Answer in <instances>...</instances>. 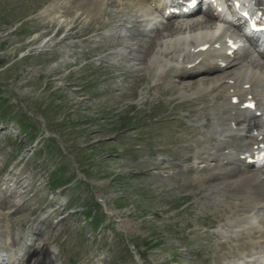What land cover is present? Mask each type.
Listing matches in <instances>:
<instances>
[{
  "label": "rangeland",
  "instance_id": "374dc122",
  "mask_svg": "<svg viewBox=\"0 0 264 264\" xmlns=\"http://www.w3.org/2000/svg\"><path fill=\"white\" fill-rule=\"evenodd\" d=\"M129 1L106 0L89 19L80 12L65 19L53 8L83 0H0V264L260 257L264 184L255 179L240 191L224 184L264 178V169L247 167L204 192L210 184L202 179L229 165L197 157L235 143L216 115L224 90L212 88L222 73L184 89L173 59L166 65L155 55L172 38L164 30L154 38L155 25L129 19L136 11ZM242 67L260 73L247 63L231 71ZM253 206L261 211L251 216Z\"/></svg>",
  "mask_w": 264,
  "mask_h": 264
},
{
  "label": "bare ground",
  "instance_id": "6f19581e",
  "mask_svg": "<svg viewBox=\"0 0 264 264\" xmlns=\"http://www.w3.org/2000/svg\"><path fill=\"white\" fill-rule=\"evenodd\" d=\"M105 1L106 0H83L84 4H78L77 6H74V7L70 6L71 4L70 5L67 4L68 6L65 4V5H63V7H58V8H55V7L53 8V6H52V8L54 9V10L53 9L52 10H53V13H56V14L62 13L61 15L60 14L59 15L61 18H65V19L68 17H72L74 14H77V12H80L81 15H85L86 19H89L90 17L95 15L100 10L102 5H104ZM123 1H126V0H123ZM128 2H132V1L128 0ZM147 2H149V1L135 0L136 10L140 9V7H138V6H141V3H144V5H145ZM61 10H64V11L66 10V13L64 11L60 12ZM134 12H135V10H134ZM202 14H203L202 15L203 19H194V17H192V19H190L189 21L182 23V24L176 23V24L167 25L162 30L157 31L155 33L154 38H158L162 33L161 31H163V30L166 33L165 36L170 37V36L178 33L179 31H181L180 26L181 27L189 26V28L192 29L193 31L195 29H198V28L202 29V28L210 27V25L213 24V20L209 18L207 13L204 12ZM215 36H216L215 34H206V31L205 32L201 31V32L197 33L196 38H195L196 39L195 43H197V42L198 43L196 44V46H200V45L203 46L206 43H209L210 41L213 40V37H215ZM207 39H208V41H207ZM149 43L151 44V47H149V48L151 49V52H153L152 46H153V44L155 45L156 42H154L152 39V41H150ZM185 44H187V43H185ZM188 44H193V42L189 41ZM120 45H123V44L121 43ZM124 45H126V44H124ZM157 45H159V43ZM169 45L170 44L167 45L164 42L162 44H160L158 46V48L160 50L158 49V51L155 53V55L159 54L161 56V58L167 59L168 57H170L172 55L173 52L180 51L179 46H176V44L171 45L173 47L172 50H170L168 48ZM176 47L178 49H176ZM226 50L227 49H225V51ZM225 51H223L220 54L221 58L219 59L221 63L226 64V67L224 69H220L217 65H214L215 63L206 64L204 67H201L202 64L204 65V63H205V62H203V60H200V62L196 63V61L199 58L201 59L202 57L206 56L207 52L206 53H197V54H192V55L187 54L184 56L185 58H183L179 63H177V65H179L178 66L179 68L177 70H176V68L175 69L172 68V71L175 73V75H173V77L177 81L178 80L179 81H186L187 83H185L183 85V88L187 89V88H191V87H193L199 83H201V84L209 83L213 80V77L215 74L222 73L221 76L219 77V80L216 82L217 84L215 83L213 85V88H212V92H215V94L219 90H222V91L224 90V92L222 94L219 93V95H222L221 96L223 98V99H221L222 101H220V99H219L220 97L217 95H215L214 98L212 99V100L218 99L220 102H223L222 106H220V107H223V109H221V111H219L220 109L218 107L219 110H218V113H216V114H221V113L227 111L224 108L225 105L229 106V104L225 103L226 99L231 100L233 98V96L238 97L239 95L244 94L243 96H245L246 99H248V97H250L248 100L257 101L258 105H260L259 100H261V101L264 100V94L256 93L254 95V93L256 90L264 87V75H263L264 74V68H263L264 66H258L257 64L255 65V63H253L252 61H248L247 62L248 66L252 67L254 70L259 69L260 73L258 75L254 74V73H253V75H247L245 73V71L243 72V70H244L243 67L241 69H239L238 72L236 71V73H234L231 70L233 69V71H234V68L237 66L233 62L236 58L235 57L232 58L230 56H227L226 54H224ZM154 52H155V50H154ZM246 58H247L246 55L243 56L244 60ZM143 63H144V61L142 62V64ZM156 67L158 68L159 65ZM148 69L154 70L153 66L148 67ZM165 76L170 77V74L167 73ZM243 79H246V80H243ZM136 82H137V84H145L147 82V79L144 76H140V77H138ZM245 85H248V89L243 87ZM252 86H253V88H252ZM156 87L157 86H155L154 88H156ZM248 102L249 101H247L246 103H248ZM212 103H214V102H212ZM227 106H226V109H228ZM231 110H233V109H231ZM258 125L260 126L258 128H263L264 122H261V123L259 122ZM221 147L219 149L215 150L216 155L213 154L214 157L217 156V153L222 149ZM233 147L234 148H240L241 146L238 144H234ZM246 153H248L249 156H246ZM240 154H241V157L231 156V157H226L225 159H221V160L217 159L218 164L219 163L224 164V161H226L227 165H229V170H227V172L222 173L220 175L219 174H211V175L205 176L202 180L207 182L208 184H210V186L205 187L204 192L207 191L210 193H212V192L214 193L215 191H217L220 187L218 184H216V181H218V179L222 178V180H228L229 178H233V177L238 176L240 170H242L243 168H246L247 158L248 157L249 158L254 157V153H252V150H250V149L243 150ZM202 156H204V155H202ZM202 156H198L197 158H198L199 162L202 163L203 165H206L212 161L211 160L212 156H209L208 153H207L206 157H202ZM188 161H191V160H188ZM257 164L258 163L254 162L252 165L258 167L259 170L261 168H264V160L262 161V164H258V165ZM254 175H256V176H254ZM258 175H259V173L258 174L255 173L251 176L247 175V176H245V178L240 179L236 182L225 183L224 186L229 190L234 189L236 191H240L242 187H245L246 185H248V183L250 181H252V180L254 181L255 179H259V183L264 184V179ZM212 182H214V183H212ZM200 192L201 191H199V194H200ZM253 208H254V206L251 207V211L253 210ZM262 208H264V207H261V209ZM242 210H244V209H242ZM257 235H258V239L260 240V243L262 245V246L260 245V247L262 248V247H264V225L260 226V229L257 231ZM252 248H255V247L252 246Z\"/></svg>",
  "mask_w": 264,
  "mask_h": 264
},
{
  "label": "trees",
  "instance_id": "16d2710c",
  "mask_svg": "<svg viewBox=\"0 0 264 264\" xmlns=\"http://www.w3.org/2000/svg\"><path fill=\"white\" fill-rule=\"evenodd\" d=\"M2 65V62L0 61V66Z\"/></svg>",
  "mask_w": 264,
  "mask_h": 264
}]
</instances>
